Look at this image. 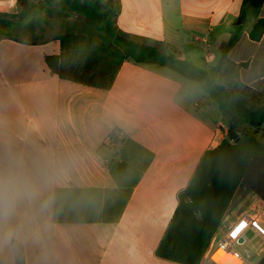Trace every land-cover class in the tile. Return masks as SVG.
<instances>
[{
    "label": "crops",
    "instance_id": "crops-1",
    "mask_svg": "<svg viewBox=\"0 0 264 264\" xmlns=\"http://www.w3.org/2000/svg\"><path fill=\"white\" fill-rule=\"evenodd\" d=\"M102 1L118 6L120 35L186 61L191 52L185 59L180 48L219 45L242 5ZM0 7L18 13L16 0ZM47 17L52 24L44 26L56 32L42 40L28 39L35 30L28 24L0 36V264H176L156 257L157 247L202 155L229 139L228 119L204 88L152 64L124 61L109 89L60 79L44 58L59 54L63 31L86 22L60 8L39 10L32 21ZM259 18L264 4L248 8L228 59L245 64L236 81L264 100V34L249 38ZM213 59L207 53L204 64ZM253 164L262 197L241 183L223 225L255 200L264 206V154ZM252 263L264 264V244Z\"/></svg>",
    "mask_w": 264,
    "mask_h": 264
},
{
    "label": "trees",
    "instance_id": "trees-1",
    "mask_svg": "<svg viewBox=\"0 0 264 264\" xmlns=\"http://www.w3.org/2000/svg\"><path fill=\"white\" fill-rule=\"evenodd\" d=\"M47 3H54L86 22L76 30L63 31L58 37L59 54L44 58L50 72L60 79L109 89L124 61L152 64L201 84L225 117V111L230 110L243 124L251 120L264 123V100L236 81L238 69L245 64L236 65L228 59L230 49L240 37L248 8L257 10L264 0H242V22L232 27L231 37L218 50V60L209 69L120 35L116 27L119 8L112 1L45 0L38 4L34 0H16L18 13L0 12V36H10L17 24H28L30 28L36 12L47 9ZM263 34L264 18H259L249 31V38L258 42ZM221 80L225 83L218 82ZM263 154L264 145L252 134L237 143L225 139L204 152L189 184L178 196V205L157 247L156 257L176 264H202L238 186L244 183L261 199L253 162Z\"/></svg>",
    "mask_w": 264,
    "mask_h": 264
},
{
    "label": "built area",
    "instance_id": "built-area-1",
    "mask_svg": "<svg viewBox=\"0 0 264 264\" xmlns=\"http://www.w3.org/2000/svg\"><path fill=\"white\" fill-rule=\"evenodd\" d=\"M260 201H254L243 213L230 224L222 222L215 230L213 242L204 254L202 264H253L249 261V252L245 255L235 249L236 246L245 248L253 238H258L260 244H264V206ZM245 224L236 237L232 233L241 225ZM239 240H242L240 243Z\"/></svg>",
    "mask_w": 264,
    "mask_h": 264
},
{
    "label": "rangeland",
    "instance_id": "rangeland-1",
    "mask_svg": "<svg viewBox=\"0 0 264 264\" xmlns=\"http://www.w3.org/2000/svg\"><path fill=\"white\" fill-rule=\"evenodd\" d=\"M34 2L36 3V0H34ZM43 2H44V1H42V2H38V1H37L38 4H41V3H43ZM46 6H47V9H48V10H57L58 8H60V7H56V4H54V3H51V4L47 3ZM61 8H62V7H61ZM61 8H60V9H61ZM0 12H4V10H3L2 7H0ZM28 20H29V19H28ZM50 20H51V19H50L49 17H47L45 21H43V20L33 21V25L35 26V30H34V32L32 33V35H30V36L28 37V39H29L30 41H38V40H42V39H44V38H46V37H48V36L53 35V34L56 32V29H53V30H51V32H50V31L46 28V26H44V24L46 25L47 23H48V24H49V23L52 24V21L50 22ZM251 21H252V16H251V15H248V16H247V22H246V25H249V24L251 23ZM21 24H22V23H21ZM38 25L43 26V27L46 29V33H45V34L40 33L39 31H37L38 28H37L36 26H38ZM243 25H244V24H243ZM47 30H48L49 32H48ZM13 35H19V34H17V33H13ZM198 36H199L200 39H201L203 35H202V34H199ZM230 37H231V33H230L229 31H221V32H220V36H219V38L223 40L221 43H226V42L229 40ZM221 43H220V44H221ZM220 44H219V45H220ZM219 45H215V44H214V45H212V48H207L206 45H205L203 42L198 41V42H196V45H195L194 48L188 47V48H180V49H181V51H182V55H183V57H184L185 59H187V54H186V53L191 52V57L188 58V59H190V60H189L190 63H192L194 66L199 67V68H202V69H209L210 67L214 66V65L216 64L217 60H218V57H219V51H218ZM173 49H179V47H176V48H173ZM163 51H164L166 54H170V51H169L168 49L163 48ZM183 53H184V54H183ZM207 53L213 55V57H214L215 59H213V61H211L210 63H206V65H205V64H204V60L206 59ZM172 54H173V53H172ZM192 55H194V56L192 57ZM204 65H205V67H204ZM164 69H166V70H168V71H171V70H169V69H167V68H164ZM171 72H173V71H171ZM174 73H175V72H174ZM189 82H190L191 84H193V86H195V87H197V88H200V90L203 91V89H202L203 87H202L201 84H199V83H197V82H195V81H189ZM218 82L221 83V84H224V83H225V81H223V80L218 81ZM226 118H227V117H226ZM227 119H228V118H227ZM228 121H229V119H228ZM245 125H246L250 130H251V129H254V128H253L252 126H250L248 123H246ZM259 139H260V141L262 142V144H264V129H262L261 136H260ZM235 249H236L237 251L242 252L244 255H245V252H244V251H248V252H249V261H253V257H254V253H255V251L261 249L260 240H259L258 238L255 237V238H253V239L249 242V244H248L245 248L241 249V247L236 246Z\"/></svg>",
    "mask_w": 264,
    "mask_h": 264
},
{
    "label": "water",
    "instance_id": "water-1",
    "mask_svg": "<svg viewBox=\"0 0 264 264\" xmlns=\"http://www.w3.org/2000/svg\"><path fill=\"white\" fill-rule=\"evenodd\" d=\"M242 22V17L240 16L234 25H239ZM225 43H221L219 45V50H222ZM226 116L229 118L228 121V127L230 129L229 133V140L233 141L234 143H237L241 137H244L248 135V132L244 129V127L240 124L241 120L238 118L234 113L230 110L225 111ZM248 124L254 128V130L251 132L252 135H256L257 139L260 138L262 129H264V123H260L257 121H248ZM241 243L242 240H239Z\"/></svg>",
    "mask_w": 264,
    "mask_h": 264
},
{
    "label": "snow or ice",
    "instance_id": "snow-or-ice-1",
    "mask_svg": "<svg viewBox=\"0 0 264 264\" xmlns=\"http://www.w3.org/2000/svg\"><path fill=\"white\" fill-rule=\"evenodd\" d=\"M246 227V225L245 224H241L233 233H232V235H233V237H236L237 236V234L238 233H240V231L243 229V228H245Z\"/></svg>",
    "mask_w": 264,
    "mask_h": 264
}]
</instances>
